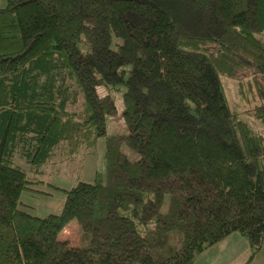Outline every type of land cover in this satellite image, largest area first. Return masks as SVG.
<instances>
[{
    "label": "trees",
    "instance_id": "16d2710c",
    "mask_svg": "<svg viewBox=\"0 0 264 264\" xmlns=\"http://www.w3.org/2000/svg\"><path fill=\"white\" fill-rule=\"evenodd\" d=\"M223 77L260 101L244 114L264 126V0H8L0 264H195L235 232L251 264L264 248V137ZM120 88L127 132L109 136ZM102 137L105 173L66 191L60 214L20 208L44 167L85 160ZM73 219L88 246L58 238Z\"/></svg>",
    "mask_w": 264,
    "mask_h": 264
},
{
    "label": "rangeland",
    "instance_id": "374dc122",
    "mask_svg": "<svg viewBox=\"0 0 264 264\" xmlns=\"http://www.w3.org/2000/svg\"><path fill=\"white\" fill-rule=\"evenodd\" d=\"M8 0H0V9L4 8ZM223 86L228 101L233 110L241 115V119L246 121L256 134L264 137V126L253 117L246 116L244 113L252 108L257 102L250 96V104H246L238 91V81L233 78L223 77ZM100 94L105 95L108 90L99 89ZM115 97L118 112L115 116L107 120V135H122L127 132V127L123 119V98L124 88L116 91L112 90ZM123 151L131 160H138L139 155L131 151L127 146H123ZM105 152L106 137L98 140L96 148L85 160L77 159L75 162H64L48 165L43 168V174L39 175L44 181L37 186L35 190L26 192L22 195L23 204L20 208L31 215L44 218L51 214H60L63 210L66 191L75 187L79 181L92 183L96 173H105ZM17 164L30 170V166L20 158H17ZM167 204L163 211H166ZM60 240H68L73 246H88L89 239L82 238V228L76 219L70 221L58 234ZM214 249V250H213ZM210 253L203 258H199L195 264H247L253 255L249 241L240 233L235 232L222 240L213 248ZM254 257V256H253ZM251 264H264V248L253 258Z\"/></svg>",
    "mask_w": 264,
    "mask_h": 264
},
{
    "label": "crops",
    "instance_id": "0c3cea01",
    "mask_svg": "<svg viewBox=\"0 0 264 264\" xmlns=\"http://www.w3.org/2000/svg\"><path fill=\"white\" fill-rule=\"evenodd\" d=\"M214 248H216V246H215ZM211 250H212V249H211ZM211 250H209L208 252H206L205 254H203V255L200 257V259L203 258V257H204L205 255H207L208 253H210ZM213 250H214V249H213Z\"/></svg>",
    "mask_w": 264,
    "mask_h": 264
}]
</instances>
